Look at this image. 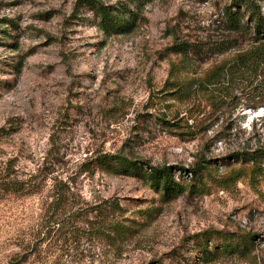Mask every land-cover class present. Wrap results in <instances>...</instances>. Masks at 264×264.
<instances>
[{"label":"rangeland","instance_id":"1","mask_svg":"<svg viewBox=\"0 0 264 264\" xmlns=\"http://www.w3.org/2000/svg\"><path fill=\"white\" fill-rule=\"evenodd\" d=\"M98 1L113 11L137 5ZM142 1L130 32L106 35L77 0H0V169L44 181L33 196L0 197V264L20 251L54 178L84 205L118 202L139 229L120 253L88 238L62 253L51 241L31 264H201L193 235L205 231L256 236L251 259L222 255L211 264H264V178L237 176L224 160L243 143L264 145V112L217 108L235 76L219 80L220 93L205 88L208 73L247 45L195 52L190 62L169 50L220 40L230 0ZM103 153L168 166L183 191L162 201L136 176L83 171ZM195 162L206 166L200 180L188 172Z\"/></svg>","mask_w":264,"mask_h":264},{"label":"trees","instance_id":"2","mask_svg":"<svg viewBox=\"0 0 264 264\" xmlns=\"http://www.w3.org/2000/svg\"><path fill=\"white\" fill-rule=\"evenodd\" d=\"M142 2L137 0L135 12L127 8L113 11L98 0H77L76 4L91 10L96 25L103 34L119 35L128 33L133 28ZM262 2L264 0H230L221 11L220 40L213 41L210 45L183 41L169 49L172 54L190 62V57L195 52L221 54L240 45H247L246 49L239 51L232 59L215 66L205 79V88L210 91H218L216 86L219 85L220 79H230L232 76L238 79L236 88L228 86L224 89L216 103L219 109L238 105L253 111L261 108L264 112L262 86L259 85L264 74V17L260 5ZM178 90L180 91V88ZM217 112L222 114L221 111ZM224 160L228 164L237 165L232 168L233 174L237 176L264 178V145L259 142L253 147L243 143ZM81 168L90 174L98 170L114 176H136L143 186L157 194L162 201H169L183 191L172 176L170 167L151 166L144 161L131 160L120 153L100 154L83 163ZM205 169V165L195 162L188 172L194 180H200V175ZM9 170L8 167L0 169V197H29L40 191L44 181L40 180L38 174L18 177L9 173ZM178 170L184 171L182 168ZM190 189L192 190V187ZM206 190L207 188L199 189L198 192ZM125 213V209L112 200L84 205L69 183L54 178L49 185V196L42 203L37 223L28 237L20 239L23 245L20 251L10 258L8 264H31L33 258L47 256L51 241L61 243L60 249L65 247L62 253L69 249L78 250L76 242H79L80 238L95 239L101 245L112 248L113 252L120 253V248L139 229V222L125 217ZM77 222L81 224L80 227L74 226ZM255 238L253 234L216 231L197 233L193 235L194 250L198 254L196 259L201 264H211L222 255L251 259ZM65 239H68L67 245L63 244Z\"/></svg>","mask_w":264,"mask_h":264}]
</instances>
